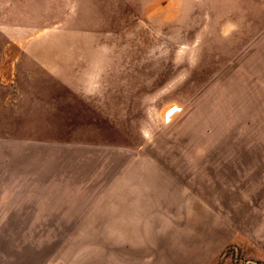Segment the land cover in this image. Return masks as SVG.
Listing matches in <instances>:
<instances>
[{
	"label": "rangeland",
	"instance_id": "374dc122",
	"mask_svg": "<svg viewBox=\"0 0 264 264\" xmlns=\"http://www.w3.org/2000/svg\"><path fill=\"white\" fill-rule=\"evenodd\" d=\"M0 264H264V0H0Z\"/></svg>",
	"mask_w": 264,
	"mask_h": 264
}]
</instances>
